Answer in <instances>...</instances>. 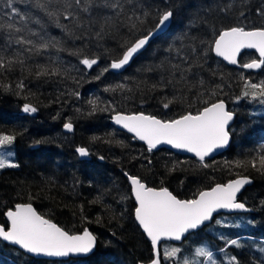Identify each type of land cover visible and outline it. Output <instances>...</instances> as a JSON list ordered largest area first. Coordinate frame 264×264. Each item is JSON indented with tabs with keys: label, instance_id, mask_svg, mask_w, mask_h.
Instances as JSON below:
<instances>
[{
	"label": "trees",
	"instance_id": "16d2710c",
	"mask_svg": "<svg viewBox=\"0 0 264 264\" xmlns=\"http://www.w3.org/2000/svg\"><path fill=\"white\" fill-rule=\"evenodd\" d=\"M145 10L150 13L143 25L142 33L154 28L157 23V10L172 8L174 16L169 28L152 39L130 64L120 73H104L99 80L93 79L108 66L112 59L119 58L125 41L137 38L126 29L114 36L98 42L69 37L64 29L57 27L42 11L16 0V6L32 20L29 27L35 31L43 30L48 36L62 40L66 49L84 47L89 58L100 57L91 69H85L79 62L82 57L73 56L70 51L57 53L55 49L44 51L26 59L22 70L16 65L12 71L0 75V81L10 84L11 90L0 87V132L16 133L17 139L11 150V159L19 164L17 168L0 169V223L6 209L17 203H31L33 208L50 219L53 223L71 233H78L87 228L96 237L93 252L85 258H67L65 260L35 259L25 256L20 251L0 242V261L3 264H138L146 263L151 258L147 240L132 219V202L125 173L142 177L150 187L164 186L179 199H191L198 191L207 189L216 183L238 177L248 176L251 184L243 189L238 200L246 203L250 213L234 215H217L212 221L197 231L191 232L179 244L160 243L162 264H181L184 257L191 258L194 249L201 245L208 246L214 252L218 264H226L228 257L237 256L240 264H264V172L251 166L237 167L235 161H247L258 153L264 152V105L249 99L235 101L241 95L244 79L258 83L264 79V67L258 71L242 69L241 65L256 59L251 51L243 52L238 58V67H229L215 58L211 51L207 53L203 69L192 79L196 83L204 80L203 86L188 91L177 85L178 94H182L186 103H174L168 109L162 106L164 97L171 98L172 87L150 91V85L160 78V72H146L148 66H155L165 57L169 43L176 40L182 32L190 31L191 35L204 40L212 39L201 28L199 17H205L209 5L232 3L235 7L227 14L214 9L206 18L217 24L236 22V13L245 11L248 21L256 26L261 17L255 9L264 0H142ZM246 6V7H245ZM0 10L7 11L3 4ZM39 24L35 23L36 19ZM19 26V20L15 21ZM61 23L72 27V22L61 17ZM193 30H189V24ZM198 29V30H195ZM79 34V33H78ZM3 46L0 40V47ZM178 46V45H177ZM13 50H20L12 45ZM10 54V53H7ZM27 58L28 53L24 54ZM58 60L62 68L70 71V76L42 77L34 75L36 64ZM33 69V73L28 72ZM215 73V75H213ZM243 76L244 79L241 77ZM70 77L80 80L77 85ZM24 81L22 91L16 84ZM117 83H126L132 89L128 91L106 92L105 87ZM140 85L137 87V85ZM222 85L221 89L217 86ZM216 90L217 96L226 102L227 110L236 113L230 131L233 132L229 145L218 155L205 159L210 167H203L200 161L175 154L164 148L148 152L145 146L124 132L109 124L113 112H96L88 115L89 106L85 103L90 98L100 97L101 102L111 101L118 111L125 113L144 112L157 118H175L185 111L195 112L203 107L202 100H197V93ZM19 91V94L17 92ZM79 91L78 100L68 93ZM167 102V100H164ZM32 104L38 110L35 113H24L23 105ZM103 106V104H102ZM77 109H80L78 112ZM71 118L74 125L70 133L62 132L63 124ZM94 137L98 139H93ZM36 140L45 141L34 144ZM111 141V142H110ZM117 141L122 143H117ZM77 147L89 151L86 159H79ZM103 157V159H100ZM148 161H151L149 163ZM225 162H228L226 166ZM174 171H170L173 165ZM258 164V161H257ZM102 197L100 203H92ZM82 206V207H81ZM100 218V222H97ZM217 218L224 219L217 224ZM239 239L241 248L230 246L225 252L224 240ZM165 248H180L176 257L163 260ZM198 264H203L200 257Z\"/></svg>",
	"mask_w": 264,
	"mask_h": 264
},
{
	"label": "snow or ice",
	"instance_id": "6c2138e0",
	"mask_svg": "<svg viewBox=\"0 0 264 264\" xmlns=\"http://www.w3.org/2000/svg\"><path fill=\"white\" fill-rule=\"evenodd\" d=\"M20 2L42 11L57 27L64 29L65 33L73 39L82 41L95 39L99 46V42L106 37L118 34L122 29L137 36L134 40L125 41L121 45L122 52L119 58L112 59L107 67L93 77L95 80H99L104 73L110 70H120L129 65L152 39L169 28L174 16L172 8L164 11L157 10L155 18L158 22L155 27L148 30L147 34H141L145 20L150 15L145 10L142 0H20ZM0 4H3L7 9V11L0 10V40L3 42V46L0 47V75L12 71L16 65H19L23 70L26 59L33 55H41L49 49H55L57 53L70 51L71 55L82 57L79 62L88 69L98 63L100 57L94 54L93 58H89L84 47L66 49L62 40L48 36L43 30L35 31L29 27L32 17L26 15L16 6V0H0ZM234 7L235 5L232 3L223 5L217 3L209 5L204 11L206 16L211 14L214 9L221 14H227ZM255 13L261 17L259 26L251 22H242L241 18L243 21H248L245 11L242 10L236 13V22L229 24L218 25L216 21L208 19L206 16L199 17L201 28L205 29L206 34H210L212 39L204 40L199 36L191 35L190 31H184L176 40L169 43L165 50L169 54L174 52L175 56L169 55L155 66H148L144 69L146 72H160L159 80L150 85V91L163 90L168 87L174 89L171 98L164 97L161 100L165 109L174 103L187 102L182 94H178L177 85H182L188 91L204 85L205 82L202 78L196 83H193L192 79L198 74V70L203 69L209 51L235 65L238 62L237 56L242 49H255L259 53V59L244 63L241 67L245 69L264 67V2L255 9ZM61 17L70 20L72 27L62 24ZM16 18L20 22L19 26L15 22ZM35 23L39 24L40 20L37 18ZM188 28L193 30V24L190 23ZM12 45L19 46L20 50H13ZM25 53L29 54L27 58ZM28 72L32 74L33 69L28 68ZM34 75L37 79L68 77L70 71L67 68H62L58 60L50 59L49 63L36 64ZM70 78L77 85L80 84V80L76 77ZM241 78L244 79L243 76ZM24 86L23 80L16 84V88L20 91L24 89ZM139 86L138 84L137 87ZM0 87L8 91L12 86L0 81ZM222 87V85L217 86L218 89ZM104 91L131 92L132 89L126 83H117L106 86ZM68 94L75 96L78 100L81 96L79 91H72ZM204 95H208L209 99L201 101L203 107L198 108L195 112L185 111L170 119L157 118L155 115L144 112L118 111L115 104L111 101L103 103L100 97L90 98L85 103L90 108L88 115H94L98 111L113 112L112 119L115 123L134 133V138L146 142L148 152L157 149L158 145L167 144L176 149L194 153L202 166L207 168L211 165L204 162L205 158L215 150L229 145L233 135L229 126L236 113L227 110L226 102L222 98H217L215 102H212L211 98L217 96L216 90L198 92L197 100H200V97ZM242 99H249L264 105V79L258 83L244 79L241 95L234 97L235 101ZM22 110L25 113H35L38 109L32 104L26 103ZM77 111L79 112L80 109ZM63 127L68 131L73 129L71 118L63 124ZM16 139V133L0 132V169L19 167V164L11 159L14 156L11 148ZM93 139L98 138L94 137ZM43 142L45 141L36 140L33 143ZM117 143L122 142L117 141ZM76 152L80 156L89 155V151L85 147H77ZM148 162L151 163V161ZM234 163L237 167L251 166L257 171L264 172V152L258 153L250 160H237ZM225 164L227 166L228 162ZM175 168L174 164L170 171H174ZM125 175L131 185L130 190L135 201L134 219L151 243L152 256L148 264H162L159 247L162 240H181L186 233L197 230L206 222H210L213 214L219 210H248L246 203L237 199V194L244 185L251 183L248 176H238L223 184L216 183L210 188L198 191L191 199H179L167 187H150L138 175L128 173ZM101 199L102 197H97L92 203H100ZM261 204H264V201H261ZM4 215L7 219L5 223H0V240L18 246L27 253L66 257L70 254H88L95 248L96 237L87 228L82 233H71L37 213L31 203H17L14 208H9ZM97 222H100V218H97ZM216 223L222 224L223 221L217 220ZM220 239L225 242L224 248L220 249V252H225L230 246L243 247L239 239H228L224 236H221ZM180 252V248H165L163 260L174 258ZM200 257L204 258L203 264H218L214 252L209 250L206 245L196 247L193 256L191 258L184 257L181 264H198L197 258ZM0 264L3 262L0 261ZM226 264H240V262L237 256L232 255L228 257Z\"/></svg>",
	"mask_w": 264,
	"mask_h": 264
},
{
	"label": "water",
	"instance_id": "95a60500",
	"mask_svg": "<svg viewBox=\"0 0 264 264\" xmlns=\"http://www.w3.org/2000/svg\"><path fill=\"white\" fill-rule=\"evenodd\" d=\"M157 22H158V21H157ZM154 27H155V26H154ZM248 51H251L252 53H254L256 59H259V53H258L257 50H255V49H247V48H245V49H242L241 52L238 54V56H237V61H238V58H239L240 54H242L243 52H248ZM211 53H212V55H213L215 58H217L218 60L222 61L225 65H227V66H229V67H238V66H239L238 62H237V64H235V65H234V64H230L228 61H225L222 57H218V56H216L214 52H211ZM249 62H251V61H249ZM247 63H248V62H247ZM109 64H110V62H109ZM109 64H108V65H109ZM81 65H82V64H81ZM82 66H83L85 69H88L86 66H84V65H82ZM127 66H128V65H127ZM127 66H125L123 69H120V70H110V72H112V73H120V72H122ZM242 69H244V70H250V71H253V72H256V71L259 70V69H245V68H243V67H242ZM24 113H25V112H24ZM113 115H114V113L111 114L110 117H109V120H108V121H109V124H110L112 127H114L115 129H117V130H119V131H121V132H124L125 134H127L128 136H130L131 138H133L134 140H136L137 142L143 144V145L145 146V148L147 149V144H146V142H144V141H140L138 138H134V133H131V132H129L127 129L123 128L122 125H117V124L115 123V121L112 119V116H113ZM231 123H232V121L230 122V125H231ZM62 132L68 134V133H70L71 131H68V130L64 129V127L62 126ZM158 148H164V149H166V150H169V151L172 152V153L180 154V155H185V156H188V157H191V158L195 159L196 161H199V158L196 157L194 153L188 152L187 150H184V149H176V148H174V147H172V146H170V145H167V144H161V145H158L157 149H158ZM226 148H227V147H225V148H220V149L215 150L213 153H211V154H210L208 157H206L205 159H210V158H212V157L218 155L219 153L223 152ZM154 150H156V149H154ZM154 150H153V151H154ZM76 154H77V157H78L79 159H86V157H87V156H80L77 152H76ZM124 176H125V178H126V181H127V184H128V188H129V193H130V196H131L132 202H133L134 207H135V201H134V198L132 197L131 190H130V189H131V185H130V183H129V181H128V179H127V177H126L125 174H124ZM236 178H237V177H234V178H232V179H230V180H233V179H236ZM228 181H229V180H228ZM228 181H226L225 183H227ZM222 184H223V183H222ZM250 184H251V183L244 185V187L241 189V191L237 194V198H238L239 194L242 192V190H243L245 187L249 186ZM214 185H215V184H214ZM214 185H212V186H214ZM209 188H210V187H209ZM204 190H205V189H204ZM238 201H239V200H238ZM14 206H15V205H13L12 208H14ZM247 209H248L247 211H246V210H227V209H222V210H219L217 213H214V214H213V217H214L215 215H218V214H242V213L244 214V213H250V212H251V209H249V208H247ZM7 210H8V209H6V210L3 212V215H2V218H3L4 223L6 222V219H7L6 216L4 215V213H5ZM133 211H134V208H133V210H132V219H133L135 225L139 228L140 232L143 234L144 238L147 240V242H148V244H149V246H150L151 256H152V248H151L150 240L146 237V234L143 232L142 228H141V227L138 225V223L135 221L134 216H133ZM209 223H210V222H206L204 225H207V224H209ZM204 225H203V226H204ZM200 228H201V227H200ZM200 228H198V229H200ZM198 229H197V230H198ZM197 230H194V231H197ZM194 231H190L189 233H186V234L182 237L181 240L164 239V240H162L160 243L167 242V243H170V244H179V243H180V242L186 237V235H188V234H190L191 232H194ZM82 232H83V230H82L81 232H78V233H82ZM74 234H75V233H74ZM0 242H2L3 244L8 245V246H10V247H12V248L18 250V251H20V252H21L22 254H24L25 256L32 257V258H35V259H45V260H65V259H67V258H85V257L89 256V255L93 252V251H92L91 253H88V254H70L69 256H66V257H50V256L42 255V254H40V255H37V254H30V253H27V252L24 251V250H21L18 246H13V245H11V244H9V243H7V242H4V241H2V240H0ZM138 264H142V263H138ZM143 264H148V262L143 263ZM168 264H170V263H168Z\"/></svg>",
	"mask_w": 264,
	"mask_h": 264
},
{
	"label": "rangeland",
	"instance_id": "374dc122",
	"mask_svg": "<svg viewBox=\"0 0 264 264\" xmlns=\"http://www.w3.org/2000/svg\"><path fill=\"white\" fill-rule=\"evenodd\" d=\"M217 220H221V221H224L225 223H227L224 219L217 218Z\"/></svg>",
	"mask_w": 264,
	"mask_h": 264
}]
</instances>
